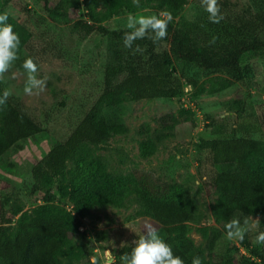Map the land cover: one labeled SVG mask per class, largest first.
I'll use <instances>...</instances> for the list:
<instances>
[{
    "label": "trees",
    "instance_id": "trees-1",
    "mask_svg": "<svg viewBox=\"0 0 264 264\" xmlns=\"http://www.w3.org/2000/svg\"><path fill=\"white\" fill-rule=\"evenodd\" d=\"M146 1L174 11L189 2ZM249 1L253 10L248 15L234 11L227 0H219L224 16L220 23H211L200 4L195 19L178 25L171 21L164 39L153 42L146 37L135 41L132 49L123 45L128 29H110L102 24L129 10L125 0H58L52 8L46 4L52 17L65 21L70 20L71 10H84L87 19H77L73 26L86 34L99 31L109 37L101 93V102H105L107 111L100 112L98 105L85 111L69 135L33 164V189L43 192L44 203L32 212L24 211L14 232L13 216L0 206V264H82L87 249L75 244L73 238L82 225V218L98 207L122 206L133 195L163 227V239L185 264H192L196 256L200 257L201 264H264V245L252 243L249 232L243 241L228 240L225 229L233 218L243 223L252 215H260L259 231H264V137L204 140L208 162L221 169L211 175L217 195L213 211L216 225L194 226L197 214L183 197L155 188L144 176L133 172L111 173L107 159L96 150V146L113 135L129 131L122 119L126 101L177 98L185 93V80L192 86L197 85L195 76H187L177 61L206 70H223L242 80L244 54L264 52L261 36L264 0ZM8 2L0 0V13L5 12ZM8 23L21 41L19 59L12 66L22 67L23 61L29 58L23 51L31 40V32L9 13ZM212 36L218 38L215 44L209 43ZM165 42L168 48L164 47ZM137 45L142 51H134ZM3 91L0 83V95ZM42 131V124L10 96L0 108V159L20 141ZM154 148L150 137L148 142L141 143L145 157ZM194 231L200 234L201 244L193 238ZM241 247L250 256L241 255Z\"/></svg>",
    "mask_w": 264,
    "mask_h": 264
},
{
    "label": "rangeland",
    "instance_id": "rangeland-1",
    "mask_svg": "<svg viewBox=\"0 0 264 264\" xmlns=\"http://www.w3.org/2000/svg\"><path fill=\"white\" fill-rule=\"evenodd\" d=\"M57 1L9 0L4 8L30 30L31 40L23 53L37 64V77L46 81L43 91L34 90L27 95V73L23 67L12 66L0 79L3 90H9L10 96L43 126L40 134L20 141L0 159V206L13 216V232L24 211L32 212L44 203L43 192L33 189V164L69 135L85 111L95 105L100 112L107 111L101 93L109 37L99 31L86 34L73 26L75 20L87 19L84 10H71L69 21L52 17L46 4L52 8ZM125 1L129 10L102 24L110 29H127L129 14L170 12L172 22L178 25L195 19L200 6V0H189L181 10L174 11L146 0H140L139 7L133 0ZM227 1L234 11L249 15L253 10L249 0ZM261 36L264 39V32ZM163 45L169 47L166 42ZM241 63L244 78L237 80L223 70H206L177 61L187 76H195L196 86L185 80L181 97L126 101L122 119L129 131L115 134L96 146L107 159L110 172L144 176L153 187L169 190L190 203L197 214L194 226L216 225L213 211L217 195L211 175L221 169L208 162L204 140L264 137V52H247ZM149 137L155 148L145 157L141 143L148 142ZM67 207H71L69 203ZM251 217L261 220L260 215ZM148 223L157 228L162 238L165 236L163 227L134 195L122 206L93 209L82 218V225L73 236L75 244L87 249L81 263L90 264V258L95 256L99 264H105V252L110 250L115 264H121V258L130 253ZM259 226L249 232L252 243ZM192 236L198 244L202 243L196 231ZM240 252L250 256L243 247Z\"/></svg>",
    "mask_w": 264,
    "mask_h": 264
},
{
    "label": "clouds",
    "instance_id": "clouds-1",
    "mask_svg": "<svg viewBox=\"0 0 264 264\" xmlns=\"http://www.w3.org/2000/svg\"><path fill=\"white\" fill-rule=\"evenodd\" d=\"M133 4L139 7L140 0H133ZM204 11L208 13L211 23H220L224 19L221 13L219 0H200ZM173 20L170 12H161L159 15H134L127 16L126 27L128 31L124 33L123 45L125 48L132 49L137 40L146 37L153 42L164 39L168 32V25ZM218 38L212 36L210 44H215ZM20 36L13 30V26L8 23V13H0V79L9 71L14 61L19 59L18 51L20 46ZM136 52L142 51L137 45ZM27 73L24 92L32 95L34 90L43 91L46 81L37 77V64L32 58H26L22 64ZM11 92L5 89L0 95V108L7 104ZM259 219L246 218L241 223L239 218H233L226 225V238L228 240L243 241L245 235L257 229ZM255 243L264 245V231H259L255 237ZM90 264H99L95 256L90 258ZM105 264H115L110 250L105 252ZM121 264H185L184 260L174 255L172 247L159 235L157 228L151 224H145L143 234L138 237L130 253L121 258ZM192 264H201V259L196 256L192 259Z\"/></svg>",
    "mask_w": 264,
    "mask_h": 264
}]
</instances>
